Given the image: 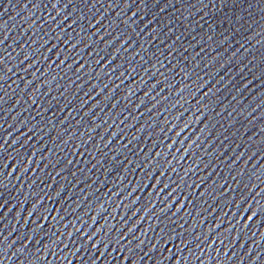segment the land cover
I'll list each match as a JSON object with an SVG mask.
<instances>
[{"label":"water","instance_id":"obj_1","mask_svg":"<svg viewBox=\"0 0 264 264\" xmlns=\"http://www.w3.org/2000/svg\"><path fill=\"white\" fill-rule=\"evenodd\" d=\"M0 264H264V0H0Z\"/></svg>","mask_w":264,"mask_h":264}]
</instances>
